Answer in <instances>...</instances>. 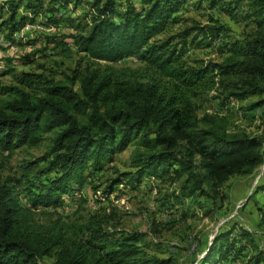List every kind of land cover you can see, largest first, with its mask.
Here are the masks:
<instances>
[{"label":"trees","instance_id":"1","mask_svg":"<svg viewBox=\"0 0 264 264\" xmlns=\"http://www.w3.org/2000/svg\"><path fill=\"white\" fill-rule=\"evenodd\" d=\"M117 1L91 0L87 21L74 22L70 37L84 65L65 74L66 81L14 72L23 87L5 88L0 149L10 155L37 145L47 133L53 132L54 138L38 159L44 166L35 172L45 181L23 186L28 206L19 202L21 182L17 187L0 184V264H39L43 257L52 258L53 264H169L142 245L144 233L115 236L109 231L112 209L70 224L56 219L41 226L34 217L38 207L60 205L71 183L80 187L86 177L109 170L115 156L131 144L132 170H115L102 190L106 198L124 184L123 178L133 188L145 177L173 182L183 176V194L222 199L219 189L230 177L250 175L264 163L263 138L232 130L228 114L198 111V100L212 92L221 105L255 97L243 109L264 106V0L229 1V18L243 23L239 35L223 44L220 60L191 63L181 59L179 44L192 35V42L200 38L199 45H208L230 28L217 22L194 24L177 33L178 41L174 36L155 39L183 0H142L140 10L125 0L122 11ZM43 5L44 0H0L3 37L13 40ZM60 49L68 50L66 44ZM129 56L140 63L109 64ZM11 71L9 66L0 76ZM35 165H27L24 172ZM258 190L264 191V184ZM251 235L233 227L215 235L200 264H225V258L243 253L248 245L254 253L243 264H264V251Z\"/></svg>","mask_w":264,"mask_h":264},{"label":"rangeland","instance_id":"2","mask_svg":"<svg viewBox=\"0 0 264 264\" xmlns=\"http://www.w3.org/2000/svg\"><path fill=\"white\" fill-rule=\"evenodd\" d=\"M229 1L183 0L164 31L156 35L155 39L174 36L175 42L178 41L177 33L186 27L222 23L230 30H222L208 45H204L203 41L199 45L197 41L200 38L192 42L190 35L186 44L178 46L181 59L187 63L195 59L220 60L224 55L223 44L237 37L243 28L242 22L229 18L233 16L227 11ZM90 2L69 0L61 4L44 0L43 11L14 33L13 40L3 37L4 32H0V72L9 66L14 69L0 76V100L8 96L5 88L14 85L23 87L17 80L21 72L44 73L54 81L64 82L65 74H71L74 68L83 67L84 61L76 53L70 34L75 32L74 22L87 21ZM130 3L137 10L144 6L142 0H130ZM116 4L119 11L126 7L125 0L117 1ZM49 8H55V11L50 12ZM62 43L66 44L68 50L60 49L64 45ZM26 55H29V59L25 58ZM139 63L136 56H129L109 64L114 67H134ZM14 72L18 75L15 76ZM213 96L214 92L198 100L200 114H228L232 117V130L245 129L264 139V106L252 111L243 109L255 97L243 101L231 99L221 105L219 99ZM53 138V132L47 133L37 145L21 147L10 155L0 149V184L17 187L21 182L18 197L24 207L28 206V201L23 186L45 181V177L39 178L35 172L44 166L43 161L38 159L44 156ZM134 148V144L129 145L115 156L109 170L86 177L82 186L71 183V189L62 196L60 205L35 209L36 223L44 226L56 219L68 224L82 222L89 214L112 209L114 218L107 227L109 231L115 236L130 231L144 233L142 245L158 258L168 260L169 264H200L214 236L232 227L251 233L259 249L264 251V191L258 190L264 184V163L250 175L230 177L219 189L222 199H211L197 192L183 194V176L173 182L145 177L133 188L123 178L124 184L106 198L102 190L109 178L116 176L115 170H132L129 162ZM33 164L36 165L32 170L24 172L27 165ZM94 186H99V193ZM237 242L242 245L240 241ZM253 253L248 245L243 253L229 255L228 259L235 257L233 260L225 258L223 261L225 264H243ZM39 264H53V259L43 257Z\"/></svg>","mask_w":264,"mask_h":264},{"label":"built area","instance_id":"3","mask_svg":"<svg viewBox=\"0 0 264 264\" xmlns=\"http://www.w3.org/2000/svg\"><path fill=\"white\" fill-rule=\"evenodd\" d=\"M22 35V34H21ZM97 193H99V191H97Z\"/></svg>","mask_w":264,"mask_h":264}]
</instances>
